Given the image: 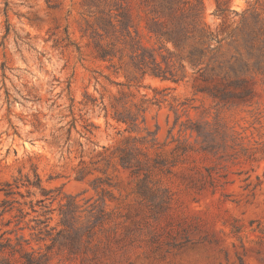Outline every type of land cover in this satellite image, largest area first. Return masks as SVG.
<instances>
[{
    "label": "rangeland",
    "instance_id": "rangeland-1",
    "mask_svg": "<svg viewBox=\"0 0 264 264\" xmlns=\"http://www.w3.org/2000/svg\"><path fill=\"white\" fill-rule=\"evenodd\" d=\"M201 1L194 68L141 0H0V264H264V0Z\"/></svg>",
    "mask_w": 264,
    "mask_h": 264
},
{
    "label": "trees",
    "instance_id": "trees-1",
    "mask_svg": "<svg viewBox=\"0 0 264 264\" xmlns=\"http://www.w3.org/2000/svg\"><path fill=\"white\" fill-rule=\"evenodd\" d=\"M141 4L148 10L150 16L149 22L146 23L145 27L148 33L159 41L171 43L177 50L188 47L187 60L192 67L197 68L202 65L208 55L218 49L221 43L219 33L216 30H212L204 21V7L201 0H141ZM225 12V10L218 9L215 12V16L225 21ZM114 19H116L122 33L128 30L131 22V16L128 12H124V10L116 11ZM103 22L106 29L115 28L111 13ZM125 35L129 37V32L127 31ZM140 48L142 52L137 54L135 58H137V64L142 71V75L150 74L162 80L168 79L166 72L159 69L154 53L144 47ZM99 54L101 58H105L108 56V51L100 47ZM147 59L150 60L153 67L144 69L147 66L146 64H148ZM162 59L164 60L163 57ZM171 80L173 82L178 81V79L172 77ZM243 83V81L236 80L233 85L237 87ZM249 91L250 89L247 86L243 87V92L239 95L250 93ZM35 185L40 186L38 177ZM6 186L10 187L11 184ZM15 187L18 188L17 185ZM12 193L10 187L4 194L9 196ZM6 242L9 244L10 240L7 239ZM3 247L0 244V251L3 250ZM15 252L20 254L23 264H38L23 249Z\"/></svg>",
    "mask_w": 264,
    "mask_h": 264
}]
</instances>
